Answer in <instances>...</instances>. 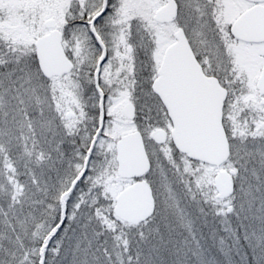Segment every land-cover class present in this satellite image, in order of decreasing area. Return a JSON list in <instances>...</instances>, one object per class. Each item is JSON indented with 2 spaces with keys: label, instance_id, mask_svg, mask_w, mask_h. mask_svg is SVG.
<instances>
[{
  "label": "snow or ice",
  "instance_id": "6c2138e0",
  "mask_svg": "<svg viewBox=\"0 0 264 264\" xmlns=\"http://www.w3.org/2000/svg\"><path fill=\"white\" fill-rule=\"evenodd\" d=\"M0 264H264V0H0Z\"/></svg>",
  "mask_w": 264,
  "mask_h": 264
}]
</instances>
